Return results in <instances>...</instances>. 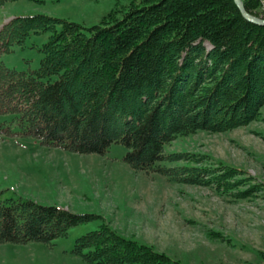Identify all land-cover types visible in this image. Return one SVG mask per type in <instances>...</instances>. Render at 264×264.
Returning a JSON list of instances; mask_svg holds the SVG:
<instances>
[{
  "label": "trees",
  "instance_id": "trees-1",
  "mask_svg": "<svg viewBox=\"0 0 264 264\" xmlns=\"http://www.w3.org/2000/svg\"><path fill=\"white\" fill-rule=\"evenodd\" d=\"M243 2L260 15L258 0ZM82 27L42 13L16 15L0 27V53L31 31H50L35 70L0 61V113L15 114L16 132L77 152L101 153L121 142L134 168L235 198L264 197V183L242 167L203 162L204 154L164 152L178 134L223 131L259 116L264 25L245 18L234 0H127L89 32ZM163 158L188 163H157ZM94 216L7 198L0 201V240L49 242ZM72 250L93 264H185L105 223L78 236Z\"/></svg>",
  "mask_w": 264,
  "mask_h": 264
},
{
  "label": "rangeland",
  "instance_id": "rangeland-1",
  "mask_svg": "<svg viewBox=\"0 0 264 264\" xmlns=\"http://www.w3.org/2000/svg\"><path fill=\"white\" fill-rule=\"evenodd\" d=\"M258 1L257 16L264 18V0ZM126 2L1 0L0 27L16 15L42 13L78 22L89 32L87 27ZM60 25L58 21L56 26ZM49 33L31 31L24 42L0 53V61L17 70H35ZM206 47L211 45L206 42ZM57 77L51 74V79ZM18 130L15 114L1 112L0 201L29 198L95 216L49 242L0 240V264H93L72 248L78 236L103 223L185 264H264V197L260 194L235 198L213 186L176 182L157 171L134 168L125 160L127 146L121 142L111 143L101 153L77 152L43 144ZM164 152L204 154L203 162L237 165L253 181L264 183V103L259 116L243 125L178 134L164 144ZM157 163L188 162L163 158ZM212 231H219L221 237Z\"/></svg>",
  "mask_w": 264,
  "mask_h": 264
},
{
  "label": "water",
  "instance_id": "water-1",
  "mask_svg": "<svg viewBox=\"0 0 264 264\" xmlns=\"http://www.w3.org/2000/svg\"><path fill=\"white\" fill-rule=\"evenodd\" d=\"M234 2L236 3V5L238 6V8H239L241 14H242L245 18H247L248 20L253 21V22L257 23V24H262V25H264V18H263V17H260V16H257V15H255V14L249 12V11L246 9L243 0H234Z\"/></svg>",
  "mask_w": 264,
  "mask_h": 264
}]
</instances>
